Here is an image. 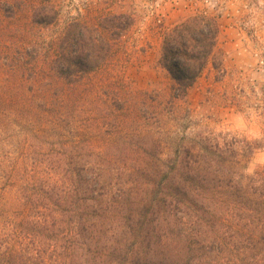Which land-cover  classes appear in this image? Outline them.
<instances>
[{"label":"trees","instance_id":"obj_1","mask_svg":"<svg viewBox=\"0 0 264 264\" xmlns=\"http://www.w3.org/2000/svg\"><path fill=\"white\" fill-rule=\"evenodd\" d=\"M57 22L51 0H0V264H264L257 141H166L124 74L133 18ZM218 32L202 13L164 32L172 101Z\"/></svg>","mask_w":264,"mask_h":264},{"label":"rangeland","instance_id":"obj_2","mask_svg":"<svg viewBox=\"0 0 264 264\" xmlns=\"http://www.w3.org/2000/svg\"><path fill=\"white\" fill-rule=\"evenodd\" d=\"M61 29L71 18L124 13L133 18L135 45L124 74L133 89L155 95L166 141L218 138L228 143L257 141L243 172L264 164L263 0H51ZM214 16L219 25L208 63L186 93L170 97L172 80L160 63L164 32L194 14ZM132 47V46H131ZM168 153V152H165Z\"/></svg>","mask_w":264,"mask_h":264},{"label":"clouds","instance_id":"obj_3","mask_svg":"<svg viewBox=\"0 0 264 264\" xmlns=\"http://www.w3.org/2000/svg\"><path fill=\"white\" fill-rule=\"evenodd\" d=\"M245 171H246V174L251 175L253 170L249 168V169H246Z\"/></svg>","mask_w":264,"mask_h":264}]
</instances>
